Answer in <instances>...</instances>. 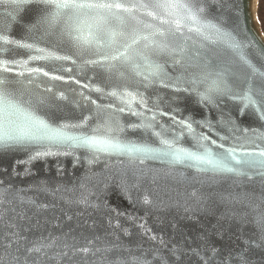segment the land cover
<instances>
[{
	"label": "water",
	"instance_id": "95a60500",
	"mask_svg": "<svg viewBox=\"0 0 264 264\" xmlns=\"http://www.w3.org/2000/svg\"><path fill=\"white\" fill-rule=\"evenodd\" d=\"M254 0H0V264H264Z\"/></svg>",
	"mask_w": 264,
	"mask_h": 264
},
{
	"label": "trees",
	"instance_id": "16d2710c",
	"mask_svg": "<svg viewBox=\"0 0 264 264\" xmlns=\"http://www.w3.org/2000/svg\"><path fill=\"white\" fill-rule=\"evenodd\" d=\"M258 15L262 29L264 31V0H260Z\"/></svg>",
	"mask_w": 264,
	"mask_h": 264
},
{
	"label": "bare ground",
	"instance_id": "6f19581e",
	"mask_svg": "<svg viewBox=\"0 0 264 264\" xmlns=\"http://www.w3.org/2000/svg\"><path fill=\"white\" fill-rule=\"evenodd\" d=\"M257 3H258V0H254V11L256 10Z\"/></svg>",
	"mask_w": 264,
	"mask_h": 264
}]
</instances>
